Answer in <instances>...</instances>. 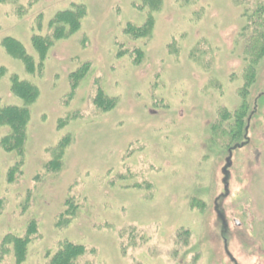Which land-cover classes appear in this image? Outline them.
I'll return each mask as SVG.
<instances>
[{
  "label": "rangeland",
  "instance_id": "1",
  "mask_svg": "<svg viewBox=\"0 0 264 264\" xmlns=\"http://www.w3.org/2000/svg\"><path fill=\"white\" fill-rule=\"evenodd\" d=\"M142 5L0 0V108L22 105L12 76L37 90L22 154L0 145V264H15L4 239L24 237L29 223L21 264H50L64 243L84 247L72 264H264V57L240 139L215 129L235 123L251 43L241 32L264 0ZM72 6L84 8L79 27L40 63L32 39H52L51 20ZM149 17L146 35L125 32ZM6 38L33 59V74L6 53ZM99 92L114 101L105 111ZM8 133L0 125V142ZM65 137L61 165L48 171Z\"/></svg>",
  "mask_w": 264,
  "mask_h": 264
},
{
  "label": "trees",
  "instance_id": "2",
  "mask_svg": "<svg viewBox=\"0 0 264 264\" xmlns=\"http://www.w3.org/2000/svg\"><path fill=\"white\" fill-rule=\"evenodd\" d=\"M143 8L148 10L153 9L160 4V0H141ZM149 10V11H150ZM259 11V12H258ZM256 13L262 14L261 17H257L256 20H249L246 27L241 32V39L244 42H251L247 48L244 50L245 63L247 64L244 70V85L238 89L237 93L239 98L241 97V105L238 110H236L230 119H233L235 123L230 125L229 131L227 132L220 124L215 125L217 130V135H223L225 139L229 137L231 142H236L241 137L243 129V120L245 118V112L247 110L248 104L246 96V91L254 83L255 78V64L258 63L262 57H264V11L263 8L257 9ZM84 14V8L82 6H72L69 10H64L58 12L50 22V28L53 29L52 39L50 38H40L34 37L32 39V45L37 51L39 62L42 63L48 47L51 46L52 41L60 40L66 36L72 34L76 30L81 21V15ZM254 17V15H253ZM152 22L150 17L146 22L140 26L134 28L128 25L125 32L130 33L134 38L140 37L142 34H147L150 29ZM249 30H253L249 34ZM250 36V39L247 37ZM1 46L6 51L8 55L13 58H17L24 65L25 71L28 74H33L35 71V64L33 59L25 52L24 48L16 41L6 38L2 41ZM80 72L71 75V79H77L80 77ZM4 73L0 69V77ZM78 75V76H77ZM10 92L13 96L21 100V106H6L0 108V125L6 126L9 130L8 135L1 139V147L7 151H15L20 156L22 154L23 144L25 141V126L29 120V109L28 107L33 103L37 96L36 88L26 81H20L16 76L10 77ZM76 87V82L73 84L72 88ZM114 101L106 100L101 92L97 94L94 100V104L98 109L105 111L109 108L110 103ZM230 114L221 110L219 112L220 120H228ZM245 131V129H244ZM223 137V138H224ZM68 137L63 138L61 142L57 145L55 149L51 151L52 158L45 168L48 171H56L60 164V157L63 154L64 148L67 146ZM235 146L228 148V151H232ZM12 172L8 174L10 177ZM1 211V203H0ZM24 237L17 236H7L4 239L5 244L12 245V253L15 259V264H21L25 259L26 247L30 242V236L35 233L33 223H29ZM84 247L81 245H73L71 243H64L59 251L52 257L50 264H72V261L84 254Z\"/></svg>",
  "mask_w": 264,
  "mask_h": 264
}]
</instances>
